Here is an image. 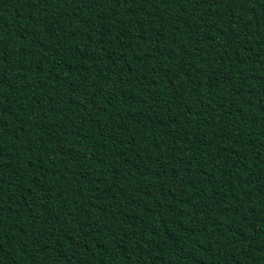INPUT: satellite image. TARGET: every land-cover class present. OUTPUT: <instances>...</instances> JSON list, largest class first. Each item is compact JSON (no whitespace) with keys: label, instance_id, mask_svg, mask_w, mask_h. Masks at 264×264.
I'll return each instance as SVG.
<instances>
[{"label":"trees","instance_id":"1","mask_svg":"<svg viewBox=\"0 0 264 264\" xmlns=\"http://www.w3.org/2000/svg\"><path fill=\"white\" fill-rule=\"evenodd\" d=\"M0 264H264V0H0Z\"/></svg>","mask_w":264,"mask_h":264}]
</instances>
